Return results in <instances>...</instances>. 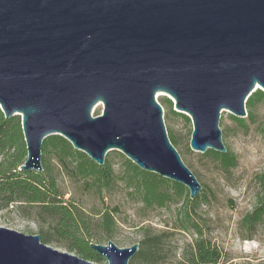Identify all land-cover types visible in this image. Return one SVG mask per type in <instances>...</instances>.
<instances>
[{
    "label": "water",
    "instance_id": "1",
    "mask_svg": "<svg viewBox=\"0 0 264 264\" xmlns=\"http://www.w3.org/2000/svg\"><path fill=\"white\" fill-rule=\"evenodd\" d=\"M257 90L264 0H0V109L21 118L19 171L41 173L43 140L57 135L99 166L118 151L194 200L201 186L170 143L155 95L190 119L192 151L225 153L221 113L244 118ZM89 247L107 264H128L139 244ZM0 264L95 263L0 227Z\"/></svg>",
    "mask_w": 264,
    "mask_h": 264
},
{
    "label": "trees",
    "instance_id": "2",
    "mask_svg": "<svg viewBox=\"0 0 264 264\" xmlns=\"http://www.w3.org/2000/svg\"><path fill=\"white\" fill-rule=\"evenodd\" d=\"M259 102H264V93L257 90L245 105L251 110ZM160 103L166 108L165 117H179L189 122L186 115L173 110L170 99L163 98ZM231 118L240 125L243 123V119ZM168 138L175 148L177 141L174 136L170 134ZM204 156L215 160L224 172L236 165V156L230 151H207ZM25 159L26 144L21 118L12 116L6 119L0 109V211L15 209L37 222V234L43 244L61 245L71 252L75 251L80 258L95 264L103 262L89 244H100L104 240L108 242L114 236L116 222L112 212L116 209L111 211L105 208L97 213L85 211L72 199H65L58 178L66 177L101 199L119 180L130 195H135L143 210L164 208L172 203L182 204L176 214L175 229L191 231L195 236L182 251V264H217L221 259L218 249L202 237L201 227L193 218L205 198L197 196L190 200L187 189L182 185L144 172L126 158L119 173H116L108 159L104 160L103 166H99L57 135L43 140L41 173L19 171ZM258 179L262 182V195L257 199L253 211L242 219V223L249 227L260 224L264 218V177ZM167 239V233L146 234L128 264H158L169 258V251L164 248Z\"/></svg>",
    "mask_w": 264,
    "mask_h": 264
},
{
    "label": "rangeland",
    "instance_id": "3",
    "mask_svg": "<svg viewBox=\"0 0 264 264\" xmlns=\"http://www.w3.org/2000/svg\"><path fill=\"white\" fill-rule=\"evenodd\" d=\"M163 98L168 96L162 93L155 95L159 104ZM162 108L167 135L174 136L177 141L175 149L182 162L201 186L196 197L205 198V202L196 209L193 218L201 227L202 237L220 252L221 259L217 264H264V218L253 227L242 223V219L253 211L257 199L262 195V182L258 177H264V102L256 103L251 110L245 105L246 116L242 118L241 125L232 120L228 111L221 113L219 129L222 142L226 151L236 156L235 167L227 172L222 171L215 160L205 157V153L190 149V120L186 122L183 118L172 116L167 118L166 108ZM101 113L102 105L98 104L93 108L91 116L96 117ZM124 158L126 157L114 150L105 155L116 173H119ZM58 179L65 199H72L85 211L97 213L105 208L111 211L116 209L112 212L116 229L109 241L117 247L127 248L135 243L139 244L146 234L167 233L168 239L164 248L171 256L158 264L181 263L183 249L195 237L191 231L175 229L176 214L181 203L143 210L142 204L135 200V195H130L119 180L101 199L66 177ZM0 227L24 235H38L39 230L37 222L15 209L0 211ZM100 244L106 245L107 241ZM47 246L78 256L75 251L71 252L61 245L51 243ZM99 264L107 262L103 260Z\"/></svg>",
    "mask_w": 264,
    "mask_h": 264
}]
</instances>
